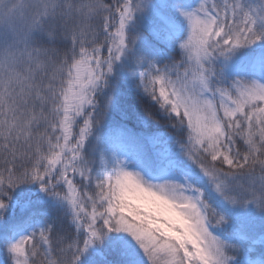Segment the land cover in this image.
Listing matches in <instances>:
<instances>
[{"label": "snow or ice", "instance_id": "snow-or-ice-1", "mask_svg": "<svg viewBox=\"0 0 264 264\" xmlns=\"http://www.w3.org/2000/svg\"><path fill=\"white\" fill-rule=\"evenodd\" d=\"M257 227L264 0H0V264H264Z\"/></svg>", "mask_w": 264, "mask_h": 264}, {"label": "trees", "instance_id": "trees-1", "mask_svg": "<svg viewBox=\"0 0 264 264\" xmlns=\"http://www.w3.org/2000/svg\"><path fill=\"white\" fill-rule=\"evenodd\" d=\"M229 233H225V235H229ZM250 235L256 239L257 241L261 240L264 238V230L260 229L259 227L253 229L250 231ZM264 252V245L257 244L256 245V254L259 255L260 253ZM5 259V253L0 251V261H3Z\"/></svg>", "mask_w": 264, "mask_h": 264}]
</instances>
